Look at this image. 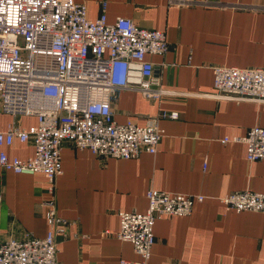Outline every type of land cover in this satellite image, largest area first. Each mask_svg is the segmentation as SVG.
I'll return each mask as SVG.
<instances>
[{"label":"crops","instance_id":"0c3cea01","mask_svg":"<svg viewBox=\"0 0 264 264\" xmlns=\"http://www.w3.org/2000/svg\"><path fill=\"white\" fill-rule=\"evenodd\" d=\"M87 14L110 22L122 16L138 26L163 30L165 54H149L154 77L167 90L148 98L122 88L113 100L118 122L144 125L160 118L164 130L156 153L134 158L103 157L66 145L54 194L44 174L0 167V242L44 237L49 224L43 202L54 196L67 220L58 237L60 264H131L140 260L132 242L118 238L120 211L146 212L150 189L202 194L188 215H163L154 233L149 264H264V213L236 211L221 197L234 191L264 193V159L249 162L243 137L264 127V102L217 98L212 66L264 67V0H76ZM29 128L34 115L0 110V129L9 122ZM229 138V141H224ZM10 157L35 154L32 141L4 146Z\"/></svg>","mask_w":264,"mask_h":264},{"label":"built area","instance_id":"2783aa9c","mask_svg":"<svg viewBox=\"0 0 264 264\" xmlns=\"http://www.w3.org/2000/svg\"><path fill=\"white\" fill-rule=\"evenodd\" d=\"M107 9L108 2H101V14L92 19L86 4L76 0H0V110L38 119L29 128L11 121L0 129V167L44 174L51 194L63 172L61 152L67 144L103 157L154 154L164 136L160 118L178 115L163 112L144 125L133 119L116 121L112 103L122 88L138 89L148 98L167 92L154 77V64L147 56L165 54L169 42L163 30L138 26L130 18L119 16L110 22ZM212 69L217 98L264 102V67ZM15 139L32 141L35 154L10 157L4 146ZM231 140L247 144L249 162L264 159V127L253 126L245 136ZM147 198L146 212H119L117 236L132 242L141 257L125 263L149 264L157 219L188 215L205 196L150 189ZM221 201L238 212L264 213L262 192L234 191ZM43 205L47 234L1 241L0 264H60L58 237L67 220L59 215L54 196Z\"/></svg>","mask_w":264,"mask_h":264}]
</instances>
